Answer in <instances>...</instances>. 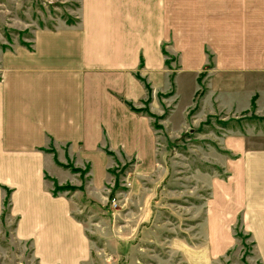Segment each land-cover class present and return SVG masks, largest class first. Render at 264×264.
<instances>
[{"label":"crops","instance_id":"crops-1","mask_svg":"<svg viewBox=\"0 0 264 264\" xmlns=\"http://www.w3.org/2000/svg\"><path fill=\"white\" fill-rule=\"evenodd\" d=\"M80 2L78 21L42 33L40 54L19 52L26 64L0 81V216L9 189L12 235L39 264H82L91 250L72 213L83 194H53L45 177L59 173L52 148L88 161L89 185L103 183L106 151L157 169L160 134L133 107L172 88L190 99L201 73L218 107L264 111V0ZM231 133L224 147L234 157H220L227 175L208 182L215 217H207L217 220L214 234L240 218L264 263V134Z\"/></svg>","mask_w":264,"mask_h":264},{"label":"rangeland","instance_id":"rangeland-1","mask_svg":"<svg viewBox=\"0 0 264 264\" xmlns=\"http://www.w3.org/2000/svg\"><path fill=\"white\" fill-rule=\"evenodd\" d=\"M80 4V0H0V81L12 73L13 65L26 64L28 57L19 52L40 54L42 33L78 21ZM206 82V73H201L195 93L187 91L194 95L190 99L173 97L172 88L151 91L142 105L132 106L148 115L160 134L157 169L152 170L146 160L107 154L111 163L106 177L94 186L89 185L88 161L81 166L63 150L51 149L59 173L57 178L45 176L53 179L52 187L70 188L56 194H83L73 199L72 210L91 247L89 259L82 264H264L254 236L240 218L228 234H214L217 220L207 217H215L208 182L227 175L220 157H234L224 147L228 138L224 134L246 135L252 130L263 135L264 111L220 108L215 97L206 98ZM183 83L187 89L192 86L189 78ZM5 199L0 264H39L29 242L12 235L17 218L9 214L11 203Z\"/></svg>","mask_w":264,"mask_h":264},{"label":"trees","instance_id":"trees-1","mask_svg":"<svg viewBox=\"0 0 264 264\" xmlns=\"http://www.w3.org/2000/svg\"><path fill=\"white\" fill-rule=\"evenodd\" d=\"M106 153L108 154V155H112V153L111 152H109V151H106ZM46 178H48V179H50V180H53V179H51V178H49L47 175L45 176ZM64 187H68L67 185H64ZM67 189H70L69 187L68 188H60V187H56V185L53 187V190H52V193L53 194H56L59 190H67ZM6 191H5V193H6V202L7 201H9V192H10V190L9 189H5ZM8 199V200H7ZM10 203V202H9ZM9 206V204L7 205V207Z\"/></svg>","mask_w":264,"mask_h":264}]
</instances>
